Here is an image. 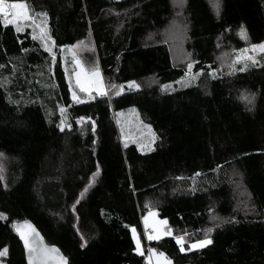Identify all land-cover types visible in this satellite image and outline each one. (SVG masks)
<instances>
[{"label": "trees", "instance_id": "16d2710c", "mask_svg": "<svg viewBox=\"0 0 264 264\" xmlns=\"http://www.w3.org/2000/svg\"><path fill=\"white\" fill-rule=\"evenodd\" d=\"M25 2L33 14L47 13L56 53L29 29L0 23L5 264H26L12 227L25 218L68 264H147V247L171 264H264V62L211 73L218 43L234 52L264 40V0H218V15L209 0H182L181 41L194 61L192 73L200 75L165 91L161 85L186 72L161 39L175 12L172 0ZM81 40L92 43L85 62H97L106 85L133 80L140 87L74 103L57 48ZM242 93L253 94L254 103H245ZM59 107L70 125L63 130ZM125 107H134L156 133L151 149L120 140L114 113ZM236 178L250 211L234 207ZM153 204L172 236L150 241L143 234L141 216ZM212 212L224 218L209 233L212 243L181 252L174 236L198 234ZM132 228L143 255L135 251Z\"/></svg>", "mask_w": 264, "mask_h": 264}, {"label": "rangeland", "instance_id": "374dc122", "mask_svg": "<svg viewBox=\"0 0 264 264\" xmlns=\"http://www.w3.org/2000/svg\"><path fill=\"white\" fill-rule=\"evenodd\" d=\"M209 1H211L214 4V0H209ZM172 3L174 5L175 12L172 15L169 23L161 30V32H160L161 33V39L163 41L168 42V44L170 46L171 59H172L173 64L181 65L185 68V71H188L187 64L189 62L194 63V61L191 60V56L185 51L184 44L181 41V40H183L184 35H185V31H186V23H185L183 11L181 8L182 0H172ZM40 20H41V18L38 17L37 23H40ZM25 28L30 30L31 37H33L34 35L37 37L35 39L38 40L42 46L46 42L48 47L51 48V52L56 53V48L54 46L52 39L47 40V41L40 40L39 39V29L37 28L34 32L33 25L31 23V21H24L23 22V30ZM48 35H49V33H48ZM246 39H247V37H246ZM246 39H244V40H246ZM81 41L83 43H78ZM81 41H78L72 45L60 46L57 49L61 52V58L63 61L65 72H66V78H67L68 88H69V95H70L71 100L73 101L72 92L75 91L77 93V95L80 97V101L85 102V101L92 100L93 98L96 97V95H95V93H92V95L90 97L88 94L80 92L79 88L76 87L75 77L73 75V72L76 69V65L74 63V57H75V59H78L82 62V66L86 70L91 69L93 66H96L99 68V66H98L96 61H94L90 65L86 64L85 53L90 51V49H93V46H92V43L90 41H87V40H81ZM262 41H264V40H262ZM262 41H260V42H262ZM260 42H258V43H247L246 45H243L242 47L234 50V52L231 51L230 49H227L226 47H223L222 44L218 43L216 46V52H215V59L217 62L216 68L217 69L211 70V73L214 74L215 72H218V73H222V74H229L233 71H236V70H233V68L231 67L233 64V60L235 59V56L238 54V50L244 49V48H249L248 55H254L255 56V59L257 61V63H255V64H259L261 62H264V52L253 53L249 47L251 44H259ZM72 46H75V48H73ZM43 48L45 49L44 46H43ZM245 64L247 65L246 67H248L250 65H255L251 61H245V62L237 63L235 65V69L238 70L241 67H245ZM99 71H100L102 80L105 83V80H104V77L101 73L100 68H99ZM182 77L184 78L183 80L181 79ZM70 78H71V82H70ZM192 80L193 79H191V76L185 77V74H184L183 76L177 78L175 81H172L169 84L171 85V88H179L183 85L189 84ZM176 81H180V83H176ZM129 82H133V80L127 81V82L121 84V85H123V91H121L120 93H123V92L128 91V90L137 89L136 87H130ZM105 85H106V83H105ZM112 91L113 90L110 89L108 94L105 96H110ZM114 91H119V87H117V89H115ZM242 95H247V96L252 98V103L250 105H252L254 103L255 97L253 94L242 93L241 96ZM243 101L245 103H247V101H245V100H243ZM74 103H76V102H74ZM247 104H249V103H247ZM60 108H62V107L58 108L59 113H60V119H59L58 125L61 124V121L63 120L64 125H65L64 127H69V124L67 122L65 114H63V115L61 114ZM114 121H115L117 130H118V133H119V138L123 143H134L138 147V149L141 151H147V150L152 148V146L156 140V138L155 139L152 138V133H155V132L151 128V126L140 117L138 111L134 107H125V108H122V109H119L118 111H116L114 113ZM155 136H156V133H155ZM231 186L233 187L232 196L235 199V202L233 203L235 209L238 211H241V212L250 211L251 210V206H250L251 203L249 201L248 194L245 192V189L243 188L241 181L236 178V179H234L233 185L231 184ZM154 207H155V205L153 204L148 209L143 210V213L141 216V223L143 225V234L145 236H146V233H145L143 218L148 215L149 211H154L156 213V216L150 217V219H149L148 230L151 232L147 231L148 234L153 233V228L151 226L153 221H166V219L161 218L158 215V213ZM223 220H224L223 217H220L219 215H216V213L212 212L208 221H207L209 224L203 226V228L201 230H199L198 234H193V233L188 232L190 235L185 237V239L188 241H194L196 239H204V236H205L204 230L207 228H213L216 224H218L219 222H221ZM159 227H160L161 233H163L167 228H169L167 223L164 225H160ZM132 229H131V234H132ZM136 234H137V232H136ZM183 234H179V235H183ZM161 236H164V235L161 234ZM208 236H209V234H208ZM137 237L139 238L138 234H137ZM140 243H141V241H140ZM134 244H135V242H134ZM185 245H188V244L185 243ZM135 248H136V244H135ZM141 248L143 250L142 243H141ZM148 249H149V247H147V255L146 256L149 255ZM3 258H4V256L0 257V264H5ZM153 264H155V260H153Z\"/></svg>", "mask_w": 264, "mask_h": 264}, {"label": "snow or ice", "instance_id": "6c2138e0", "mask_svg": "<svg viewBox=\"0 0 264 264\" xmlns=\"http://www.w3.org/2000/svg\"><path fill=\"white\" fill-rule=\"evenodd\" d=\"M214 7L217 10V15L219 14V3L218 0H214ZM41 18L40 23H37V18ZM46 12H38L33 14L30 10L28 4L25 2V0H0V23H3L5 26L8 24L14 25L15 30L17 32H20L23 30V22L24 21H31L33 25V30L38 28L39 29V39L42 41L50 40L51 37L48 35L47 25H46ZM240 35L242 38L246 39V32L244 30V26L241 25V31ZM33 38H37L35 35ZM78 43H83L78 42ZM45 49L51 53V48L48 47L47 43L45 42L44 45ZM75 48V46H72ZM250 49L253 53L256 52H264V41L260 42L259 44H251ZM249 48H244L238 50V54L235 56V59L233 60L232 68L235 69V65L240 62L245 61H251L253 64L257 63L254 55H248ZM53 59H55V56L53 55ZM74 63L76 65V69L73 72V75L75 77V84L76 87L79 88V91L82 93L88 94L90 97L92 93H95L96 96H105L108 94L109 90H115L117 87H119V91H114L113 94L119 95L121 91H123V85L117 86L116 84H110L105 85V83L102 80L99 68L96 66H93L91 69L86 70L82 66V62L78 59H75L74 57ZM247 65L245 64V67ZM193 63L189 62L187 64L188 71L185 72V77L191 76V79H195L200 75L199 72L192 73ZM245 67H241L238 70L244 71ZM211 74V73H210ZM184 79L183 77L181 78ZM71 82V78H70ZM176 83H180V81H176ZM130 87H136L139 88L140 85L136 84L134 81L129 82ZM186 86V85H185ZM161 91H165L169 88H171V85H161ZM242 100L247 101V103H252V98L247 95H242L240 97ZM72 99L76 103H80V97L77 95L75 91L72 92ZM64 109L60 108V112L63 115ZM85 118L80 117L78 120V123L83 121ZM63 120L61 121V124L58 125V127L63 130L64 127ZM70 127V125H69ZM93 127L95 125L93 124ZM152 138L155 139V133H152ZM4 154L0 153V157H2ZM3 169L0 167V172H2ZM99 172V166H97V173ZM96 173L93 174L95 176ZM198 175V174H197ZM4 177L3 175H0V182H3ZM91 183V179L89 181ZM156 213L154 211H149L148 215L143 218L144 220V227H145V233L146 238L148 240H159L161 234L172 236L173 231L171 228H167L163 233L160 231V225H164L167 222L166 221H153L152 228L153 233L148 234L147 230L149 228V219L150 217H155ZM0 218H5L4 213H0ZM13 228L19 235L20 239L24 243L25 252L28 259V264H67V260L64 256L60 255L59 250L55 248L54 246H48L45 244L43 239L40 237L39 233L36 231V229L27 221H24L22 223L13 222ZM212 228H207L204 230L205 236L204 239H196L194 241H188L185 239V237L189 236V233H184L183 235H175L174 239L179 247L181 252L184 251H191L193 249H200L205 247L208 244H211L212 241L209 238L208 234L211 233ZM132 238L133 241L136 244L135 251L138 254L143 255V250L141 248V243L139 238L137 237L135 228L132 229ZM82 241L84 240V237L81 236ZM185 243L188 244V248L185 249L184 245ZM81 247H84V243L81 244ZM149 255L146 257L147 264H153V260H155V264H171V261L169 258L163 253V252H157L156 249L149 248L148 249ZM7 255V248L0 249V257Z\"/></svg>", "mask_w": 264, "mask_h": 264}, {"label": "water", "instance_id": "95a60500", "mask_svg": "<svg viewBox=\"0 0 264 264\" xmlns=\"http://www.w3.org/2000/svg\"><path fill=\"white\" fill-rule=\"evenodd\" d=\"M24 221L29 222V223H30V224L36 229V231L39 233L40 237L43 239V241L45 242V244H47L48 246H54L55 248H57V249L59 250L60 255H62V256H64V257L66 258V256L62 253V251L59 249L58 246H56V245H54V244H50V243H48V242L44 239V237H43V235L41 234V232L38 230V228L35 226V224H34L31 220L25 218V219L18 220V221H14V222L22 223V222H24ZM12 227H13V223H12ZM13 229H14V228H13ZM14 231H15V230H14ZM15 233H16L17 237L19 238L20 242H21V245H22V248H23V253H24L25 263L28 264V259H27V255H26V252H25L24 243H23V241L20 239V237H19V235L17 234L16 231H15ZM66 260H67V258H66ZM67 264H68V260H67Z\"/></svg>", "mask_w": 264, "mask_h": 264}, {"label": "built area", "instance_id": "2783aa9c", "mask_svg": "<svg viewBox=\"0 0 264 264\" xmlns=\"http://www.w3.org/2000/svg\"><path fill=\"white\" fill-rule=\"evenodd\" d=\"M147 231H149V230H147ZM149 232H151V231H149Z\"/></svg>", "mask_w": 264, "mask_h": 264}]
</instances>
